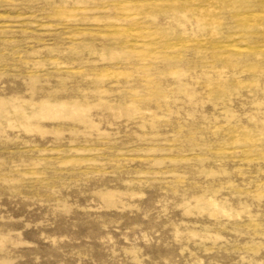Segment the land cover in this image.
<instances>
[{
	"label": "rangeland",
	"instance_id": "1",
	"mask_svg": "<svg viewBox=\"0 0 264 264\" xmlns=\"http://www.w3.org/2000/svg\"><path fill=\"white\" fill-rule=\"evenodd\" d=\"M0 264H264V0H0Z\"/></svg>",
	"mask_w": 264,
	"mask_h": 264
}]
</instances>
